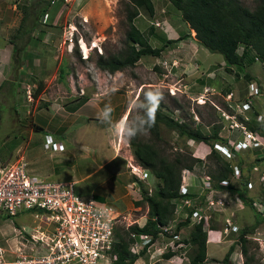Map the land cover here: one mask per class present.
Listing matches in <instances>:
<instances>
[{
	"label": "rangeland",
	"instance_id": "rangeland-1",
	"mask_svg": "<svg viewBox=\"0 0 264 264\" xmlns=\"http://www.w3.org/2000/svg\"><path fill=\"white\" fill-rule=\"evenodd\" d=\"M47 1L50 2V0ZM66 1H68L69 10L73 4L75 5L72 11L67 10L63 15L62 24L66 20L67 27L64 31L60 27L62 34L60 37L53 35L55 33L51 32L50 26L47 25L48 10L45 11L47 13L45 19L44 15L35 17L37 25L32 27V12L36 13L38 4H42L43 0H8L5 2V4H11L12 9H8L9 17L6 14L2 16L0 25L4 24L7 19L6 23L11 26L6 31H0V35H5L6 38L22 36V40H19L18 37L13 40L15 53L12 55V64L13 68L16 67L18 70L14 77H22L23 81L18 87L16 103L11 96L8 97V85H4L0 91V162H12L23 155L31 163V166L27 168L30 174L36 173L35 175L44 177L43 179L47 181H75L76 192L80 195H89L92 189L98 196H100L98 193H104L105 201L126 217L118 224V231L126 229L128 222L133 220H136L137 225L141 227L147 218L148 206L146 203L140 202L142 198L140 185L135 186V190L140 193L139 197L132 196L126 188V183H132L133 180L137 182L136 177L129 173L127 166H122L120 174L114 175L117 173L114 172L113 180L108 181L106 176L111 173L106 174V172L112 166H105V170L94 172L97 167L94 165L99 163L98 159L112 154V151L125 162L138 163L132 154L128 140L132 128L140 118L146 96L149 94H156L159 97L160 102L155 106L162 112L179 122L186 121L192 127H198L204 134H210L214 126L221 128L226 125L224 113H221V118L225 122L222 124L210 103L211 98L206 99V104L203 107H199L198 102L190 100L189 97L193 96L194 87H198L199 82L195 80L201 77L200 72L203 71V77L206 79L213 77L211 81L207 80L214 86V89L209 92L216 90L219 93L211 96L213 101L223 112H234V104L230 103V107L229 104L223 103L221 97V94L229 86L225 75L227 74L229 79L228 73L232 74L233 71H226L225 66L222 65L224 60L221 54L208 52L207 49H202L203 46L196 43L195 31L185 25L179 11L168 0L153 1L156 10L152 17L145 10L140 9L141 18L136 22L137 27L145 34L150 35V26H153L150 42L155 47L162 46L168 40L166 38L187 34L189 37L183 39H190V42L199 49H194L192 52L185 46L181 45L180 47V43H177L170 45L165 50L166 52H163L159 57L144 56L133 67L125 68L122 71L110 73L101 70L95 63L97 58L116 53L125 46V33L128 26L123 14L124 0H102V4L99 0H94L92 4H87L84 15L81 10L85 7L84 3L87 0L85 2L83 0ZM240 1L249 8H253L257 2V0ZM70 24L73 27H68ZM34 29L39 33L32 35L31 32ZM70 30L73 42L68 41ZM81 40L87 45V58L82 55L83 52L79 44ZM93 41L97 42L100 50L98 46L93 45ZM241 51L242 47L239 48V52ZM32 55H37L38 58L33 60ZM162 60H167L168 66L161 65ZM174 60L179 62L176 65L178 67L172 65ZM233 69L241 72L238 68ZM253 69L255 73L262 71L257 62ZM18 72H22V74ZM241 82L232 84L239 89L240 98L246 91L248 93L246 83ZM39 84L41 91L34 98L33 94L37 91ZM86 100L91 102L89 106H93L96 102H101V105L109 102V105H112L108 107L109 114L103 119H95L92 117L94 114L90 111L86 115L91 117L86 119L81 113H68L80 102ZM258 100L263 101L264 99L263 97H254L255 105ZM14 103L16 110L13 106ZM115 103H119V106L115 107ZM263 103L260 108L262 112L264 111ZM50 106H52L53 112L58 113L60 117L51 119L53 115L49 111ZM126 106L128 113L123 125L119 126L117 121L120 111ZM65 107L68 109L65 110ZM249 114L251 116V113ZM36 122L43 123L46 129L61 126L63 130L58 132V139L66 144V148L60 152L45 149L43 146L45 135L41 131L36 132L39 131L35 127ZM159 133L160 139L155 141V144L162 154L173 158L177 156V152L184 153L188 150L194 157L202 156L196 157L200 160L195 164L197 168L194 170L198 180L203 172L207 173L214 166L213 160L208 158V154L213 149L212 145L189 140L166 128L163 124L160 125ZM138 137L144 141L153 140V136L144 130L138 132ZM69 150H74L72 157L68 155ZM219 155L221 154L219 153ZM257 155H264V147L242 152L231 160V165L243 167L244 176L249 175L253 182V187L249 190L259 197V195H264V189L258 184V176L264 173V168L258 167ZM260 159H264V157ZM250 164L255 165V169L249 171L247 166ZM109 171H112V168ZM126 177L127 180L124 181ZM111 182H114L116 187ZM156 182L151 176L147 183L143 182V184L150 192L154 189ZM199 190V187H195L193 192ZM224 207L223 211L212 214L215 229L212 232L207 230L208 241L213 242L207 245L208 253L215 252L214 256H218V263L222 262L232 243V241L221 240L225 237H221L220 230L224 229L225 217L229 213V207L227 205ZM175 212L178 213V211ZM248 212L254 218L255 215L249 208ZM254 222L252 220L251 224ZM36 223L37 220L30 211H22L13 216L0 213V246L7 248V250L5 249L6 260L16 258V250L8 251V249H15V246H19L20 243H17L16 240L23 242L22 237L28 236L31 229L36 227ZM175 223L176 221L171 222L172 231ZM18 232H20V236ZM186 235L187 228H184V232H180V237L185 238ZM162 237H167V234L159 236L156 239L157 244L160 245ZM249 238L251 240L250 252L255 254V261L252 264H264V221L258 225ZM136 240L138 237H135L134 241ZM133 244L132 242L130 250ZM235 249L240 252L239 246ZM163 253L155 250L148 253L146 251L138 258L142 259L141 264H161L162 261L157 260L162 257ZM151 254L153 255L150 259ZM230 261H228L229 264H235L234 259ZM184 262L187 261L184 259Z\"/></svg>",
	"mask_w": 264,
	"mask_h": 264
},
{
	"label": "trees",
	"instance_id": "trees-1",
	"mask_svg": "<svg viewBox=\"0 0 264 264\" xmlns=\"http://www.w3.org/2000/svg\"><path fill=\"white\" fill-rule=\"evenodd\" d=\"M180 13L183 22L190 30L195 31V39L198 44L203 46L211 53L222 55L226 71H232V68L244 70L247 60L252 62L254 57L264 63V0H257L253 8L245 6L240 0H168ZM52 0H43L38 4V9L33 14L32 27H36L35 17L48 9ZM140 9L145 10L149 16H153L155 9L153 0H124V15L127 22L125 33V46L116 53L107 54L98 57L96 65L110 73L122 71L125 68L133 67L144 56L159 57L161 52L169 44L180 41L187 37L185 34L174 40L168 39L162 46L155 47L150 42V35L153 34V26H150V35L141 31L134 23V20L140 14ZM29 13V12H28ZM242 51L239 52V48ZM15 51L13 52L14 55ZM252 54V55H251ZM16 68V67H15ZM246 81L253 79L248 73L244 74ZM4 84L0 85V91ZM39 84L37 91L34 92V98L41 91ZM15 85L10 82L8 88V97L15 94ZM160 102L156 94L146 96V102L140 118L131 130L128 140L132 154L136 161L148 169L150 175L157 181L153 190L148 192L142 181L138 180L141 189V200L148 206L147 219L143 226L132 224L122 231H115V243L113 246V256L115 264H133L139 256L146 252L148 245H145L140 253L136 254L130 250L131 243L135 237L148 234L151 236V242L158 238L161 227L176 221L172 235H177L182 228H187V235L181 238V241L189 246L188 259L189 264H204L206 260L207 232L204 229L203 220L192 222L191 210L184 205H178L180 198L179 185L182 169H193L200 160L192 156L191 152L186 150L184 153L177 152V156L170 158L162 154L156 147L155 141L160 139V125L177 132L189 140L204 142L213 145L214 141L222 140L218 136V127L214 126L210 134H204L198 127H192L190 123L179 122L168 114L162 112L156 104ZM2 104V103H1ZM15 104V103H14ZM4 105V104H3ZM14 106V105H13ZM16 110V106H14ZM258 112L254 111V115ZM244 121L246 127L258 132L264 137V119L259 122L254 117ZM192 124V123H191ZM41 130L39 126H35ZM144 130L153 136L152 141H144L138 137V132ZM212 159L214 166L207 172L210 181L215 188H222L219 181L228 179L233 169L231 163L223 159L216 150L212 149L208 154ZM258 161V159H257ZM249 171L253 164L247 166ZM150 176V177H151ZM149 177V178H150ZM237 183H230L226 189L232 191L240 197L245 205L251 207L256 216V220L249 226H244L239 233L231 234L233 243L229 246L222 263L227 264L228 257L239 246L243 256V264H252L255 261L254 252H250L251 240L249 236L253 234L258 225L264 221L259 213L255 212L252 206L253 198L248 195L246 181L249 175L241 177ZM197 199L203 196L196 195ZM139 203V202H138ZM175 211H178L176 213ZM187 212V217L183 216ZM209 222V228L215 229L213 219ZM165 233V232H164ZM169 235L168 233H166ZM180 241V238L177 239ZM175 252L167 250L162 254V258L169 259ZM157 264V263H154ZM159 264V263H158Z\"/></svg>",
	"mask_w": 264,
	"mask_h": 264
},
{
	"label": "built area",
	"instance_id": "built-area-1",
	"mask_svg": "<svg viewBox=\"0 0 264 264\" xmlns=\"http://www.w3.org/2000/svg\"><path fill=\"white\" fill-rule=\"evenodd\" d=\"M249 89L250 95H259L256 84L250 83ZM242 107L248 109L249 104L245 102ZM263 118V115L257 117L258 120ZM241 129V139L229 140V145L214 144L226 158H233L234 151L264 144L257 133L242 125ZM43 146L52 151L64 150L63 144L53 140L51 135H45ZM127 167L129 173L139 180L145 181L150 175L148 169L131 161H128ZM233 178H241L236 165L233 166ZM219 184L226 186L228 180H221ZM258 184L264 189V173L260 175ZM190 187H199L200 190L192 195ZM247 187L252 188V183L247 182ZM179 194L182 197L178 205L187 206L190 210L193 208L192 222L203 220L204 228L211 232L213 230L207 227L212 214L223 210L232 198L230 191L214 188L208 175H200L199 183L196 175L189 170L182 171ZM195 194L203 196L202 199H197ZM253 206L258 213L264 215V195L258 197ZM22 211H30L37 220L34 232L22 237L23 242H19L15 259L6 260V250L0 246V264H115L112 255L116 241L115 231L126 217L107 202L99 201L92 195L78 194L73 181H47L30 174L27 162L19 156L12 162H0V213L13 216ZM187 215L185 211L183 216ZM226 223L228 226L224 227V233H228L229 229L237 230L228 220ZM132 224H137L136 220L127 225ZM161 230L158 236L166 233L172 235L171 222L162 226ZM171 238L179 239V235H172ZM150 242V235H140L133 242L131 251L138 254Z\"/></svg>",
	"mask_w": 264,
	"mask_h": 264
},
{
	"label": "crops",
	"instance_id": "crops-1",
	"mask_svg": "<svg viewBox=\"0 0 264 264\" xmlns=\"http://www.w3.org/2000/svg\"><path fill=\"white\" fill-rule=\"evenodd\" d=\"M65 1L64 0H60L59 2H57L56 0H52V4L53 5L50 4L49 7H48V9H47L48 10L47 13H48V16H49V17L47 16V18L49 19V21L47 22V25L50 26L51 32L55 33L53 35H55L56 37L62 36L60 27H61V29L63 31L66 30L65 29L67 27L66 20L62 24L63 15H64L65 11H67V10L68 11H72V9H73V7L75 5V4H73L71 6V10H69L68 9L69 8V5L67 4L68 1H66V2ZM83 1L85 2L86 0H83ZM92 1H94V0H87V2L84 3L86 5L81 10V12L83 13V15L86 12V6H87V4H92ZM99 1L102 4V0H99ZM153 1H155V0H153ZM5 2H8V0H0V3H2V4H0V20H2V18H3L2 16H4L5 14H6V16L9 17V10L8 9H12L11 8V4H5ZM153 4H154V2H153ZM154 9L156 10L155 6H154ZM45 11L42 14H40V16L44 15ZM66 16H67V14H66ZM140 16L141 15L139 14V16H137L135 18L136 20H135L134 23H135L136 26H137V23H136L137 20L141 18ZM6 20L7 19H5V23L4 24H1L0 25V31H6L11 26L9 23H6ZM68 27H73V25L70 24V26H68ZM31 33L33 35L34 33H39V31H37V30L34 29V31H32ZM70 33H71V30H70ZM17 37L19 38V40H22L21 39L22 36H14V37H11V38H6L5 35H0V38H1L0 39V85L1 84L8 85V88H9L10 82L15 85L16 90H15V94H14L13 99H12V100H14L15 103H16V99H17L18 93H19L18 87L21 85L20 82L23 81V78L22 77H18V78L14 77L15 73H17L18 70H17V68H13V64H12V55H13V52L15 51V45H14V41L13 40H15V38H17ZM188 37H186V38H188ZM176 38H178V36H174V37L172 36V37L166 38V39L174 40ZM36 39H38V38H36ZM177 43H180V47H181V45L182 46H185L188 49L192 50V52H194V49L195 50L196 49L197 50L199 49V48L196 47V45L194 43H191L190 42V39L189 40L183 39V40H180L178 42L169 44L167 47H165V49L161 52V54L163 52L165 53L166 52L165 50L168 47H170V45H174V44H177ZM196 43H197V41H196ZM67 46H70V45H67ZM29 47H28V49H29ZM202 49H205V48L202 47ZM171 50H175V49H171ZM36 57L38 58L37 55H32L33 60ZM174 61L176 62L177 60H174ZM256 62L260 64V67H261V70H262V71H260V73H258V72L255 73L254 72L253 66H254V64ZM245 64L246 65L244 67V70H241V72L236 71L235 69L232 68V71H233L232 74L231 73H228V75L230 76L229 79L227 78L228 77L227 74L225 75V78L227 79L229 86H228L227 90L223 94H221V97L223 98V103H226V104H229V105H230V103H233L234 104V108L240 106L241 103L245 100V98L247 96V91L245 92L244 96L242 98H240L239 89L236 88V85L235 86L234 85L232 86V84L233 83H242L241 81H243V82L246 83V86H247L248 81H246V79L244 78V74L245 73H248L250 76L253 77L252 81L256 82L260 86V88H261V90H262V92L264 94V68H263L262 63L259 62V61H256L255 60V57H254L252 59V62H250V60H247V62ZM222 65H224V64H222ZM222 68H224V67L222 66ZM251 69H252V71H251ZM18 73L19 74H22V72H18ZM203 75H204V72L203 71L200 72V76L201 77H198L195 80L196 82H199L198 83V87L195 86L194 87L195 92H194L193 96H191V97L188 96V97L190 98V100H193V101H198V100H201V99L203 101V100H206V99L209 100V98H211L210 99V103L213 105V107H214V109L216 111V114L218 115V118L220 119V122H222V124H223L225 122L221 118V113H224V112L213 101V99H212L213 97H211V96L216 95V94H219V93L216 92V90H215V92H213V91L212 92H209L210 90H213L214 89V86L211 85L212 82L209 83V81L207 82V80L209 79L211 81L213 79V77H208L206 79L205 77H203ZM39 97H40V95H39ZM263 99H264V96H263ZM263 101L258 100L257 101V104L256 105L255 104L252 105V108L249 111H251V112L258 111L260 113H264V111L263 112L260 111V108L262 107ZM90 103L91 102L89 100L88 101L86 100V101H84L82 103L80 102V104L77 105L76 107H74V109H71V110L69 109L71 112L69 111L68 113L69 114L81 113V114H83V117H85L86 119H88L91 116L86 115V113L87 112L90 113V111H91V113L94 114V116H92V117H94L95 119L96 118L103 119L105 116H107L109 114L110 109L108 107L109 106H112L111 104L109 105V102H107L108 104L105 102L103 105H101V102H98V103L96 102V103L93 104V106H89ZM204 104H206V103H204V102H198L197 105L199 107H203ZM13 105L16 106V104H13ZM117 106H119V103H115V107H117ZM64 109L66 110L68 108L65 107ZM49 111H51L52 112V115H53L51 117V119H53L54 117H57V118L60 117V115L58 113L55 114L53 112L52 106H50ZM251 112H248V113H251ZM127 113H128V108L126 106V108H124V109H122L120 111V117H119V119L117 121L118 122L117 124L119 126L121 124L123 125L124 119H125ZM226 121H227L226 125H223L221 128L218 127V129L220 130V131H218L219 132L218 133V136L220 138H222L223 140H225L226 138H229V139L233 140V139H235L237 137H240L239 129L238 128H234V127H230L229 128L230 120H226ZM36 125L41 128V130L36 131V132H40L41 131V132H43L44 135H51L52 138H53V140H55L56 142L62 143L63 146H64V149L66 148V144L63 143L62 141H60L58 139V132L60 130H63V128L61 126H56V127L54 126L51 129H49V127H48V129H46L43 126V123H39L38 124V122H36L35 126ZM59 136L62 137L61 135H59ZM201 143H203V142H201ZM70 144L72 145V143H70ZM71 151L72 150H69L68 151V155L72 157L73 154H74V150L72 151L73 153ZM54 152H60V151H54ZM111 153L112 154L108 155V157L106 156V157H102L101 159H98L99 160V163H96L94 165V166H97L95 168L94 172H97V171H100L101 169H104L105 166H112L111 167L112 168V171H109L111 169L110 168L106 172V174L111 173V175H107L106 176V179L108 181H112L114 175L120 174L119 171H120V169H121L122 166H128V164H127L128 162H125V160H123L122 158H120V156H118L117 153H114L113 151ZM20 156H22L25 159V157L23 155H20ZM129 156H130V154H129ZM263 157H264V155H258L257 156V159H258V167H260L262 169L264 168V159H260V158H263ZM25 161L27 162V168L30 167L31 166V163H30L29 159L28 160L25 159ZM254 167H256V166H253V168ZM195 168H197V167L195 166ZM241 168H243V167L241 166ZM104 170H102V171H104ZM30 172H32V169H30ZM114 172H117V173L114 174ZM34 174H36V173H34ZM128 177H129V174H128ZM126 180H127V177L125 178L124 181H126ZM66 181H72V180H66ZM73 182H75V181H73ZM111 183H113L114 184V187H116V185H115L114 182H111ZM136 185H139L138 180H137V182L135 180H133L132 183H130V182L126 183V188H128V191H129L128 193H131L132 196H134V197H137L138 196L139 197L140 196V193H138L135 190V186ZM98 194L100 196H98L97 193L94 192V189H92V191L89 193V195L94 196L95 199H97L99 201H102V202H107L104 199V195H105L104 193H102V194L101 193H98ZM252 194H254V192L253 191H249V195H252ZM135 195H137V196H135ZM227 206L229 207L228 208L229 209V213L226 215L225 219H228L229 221H231L234 225H236L237 227H239V229H242L244 227V225H250L252 223V220L253 221L256 220V216H254V218H253L252 215L249 214L248 208L251 211H252V209H250L251 207H249L247 205L240 206V205H238L236 203H233V204H231V205L229 204ZM252 213H253V215H255L253 211H252ZM141 218H143V217H141ZM241 226H243V227L240 228ZM33 232H34V227H33V229H31V232L30 233H33ZM180 232H184V228L180 229L179 236H180ZM18 233H20V232H18ZM231 234H236V233L231 232L228 236L223 235V238L224 237L225 238L224 239H221V240L232 241V243H233V239L230 237ZM19 236H20V234H19ZM221 237H222V234H221ZM162 239L163 240H161L160 245L157 244V241H154L152 244H150L147 247V249H146L147 253L148 252H151L153 250H155L156 252L159 251V253L166 252L167 250H171L172 252H175V253L169 259H164V258L161 257L157 261H162L161 264H189V259H188V254H187V252H188V250L190 248L189 246H187L181 240L180 241H178V240H172L168 236L165 237V238L162 237ZM16 242L19 243L20 241L17 239ZM208 243H213V242H211L210 240L209 241L207 240V243H206V260H205L204 264H224L222 262H219L218 263V260H217V257L218 256H214V253L215 252L212 253V254L211 253H208V249H207ZM236 247L237 246H235V248ZM17 248H18V246H15V249H8V251L9 250L14 251V250H17ZM235 248L231 252V255H229L228 261H230V260L232 261L234 259L235 260V262H234L235 264H243V257L241 255V253L239 251H237ZM4 249L7 250V248H4ZM152 255L153 254L150 255V259L152 258ZM184 259L187 262H184ZM140 261H142V259L140 260L138 258L134 262V264H136V263L141 264ZM227 264H229V262H227Z\"/></svg>",
	"mask_w": 264,
	"mask_h": 264
},
{
	"label": "clouds",
	"instance_id": "clouds-1",
	"mask_svg": "<svg viewBox=\"0 0 264 264\" xmlns=\"http://www.w3.org/2000/svg\"><path fill=\"white\" fill-rule=\"evenodd\" d=\"M43 16V15H42ZM47 16V13L45 12L44 13V19H45V17ZM71 40V42H73L72 41V33L70 34V36L68 37V41H70ZM80 44V43H79ZM80 48H81V44H80ZM81 51L83 52V57L84 58H87L88 56H87V54H85L84 53V51L82 50V48H81ZM255 60L256 61H259L258 59H257V57H255ZM177 62V61H176ZM176 62L175 61H173L172 63V65L174 66V67H178V66H176V65H178V63L179 62H177V64H176ZM260 62V61H259ZM161 65H167L168 66V61L167 60H162L161 61ZM263 65V68H264V63L262 64ZM167 66H164V67H167ZM250 83H254V84H256L257 85V87H258V89H259V95H256V96H252V95H250V89H249V84ZM247 90H248V93H247V96H246V98H245V100L241 103V105L240 106H238V107H236V108H234L233 107V109H234V112H230V113H225L224 112V117H225V119L226 120H230V124H229V128L230 127H234V128H238L239 129V132H240V137H237V138H235V139H233L232 141H237L238 139H241L242 138V129H241V125L242 126H244L247 130H249V131H252V132H255V133H257L263 140H264V137H262L258 132H256V131H253V130H250V129H248L247 127H246V125H245V123H244V121H247V120H249L252 116H253V114H254V111L253 112H251V111H249V110H251V108H252V105H254L255 104V102L253 101V98L254 97H263L264 96V94H263V92H262V90H261V88H260V86L256 83V82H254V81H252V80H250V81H248V83H247ZM252 96V97H251ZM250 98H251V101L249 102V100H250ZM197 102H204V103H206V100H203L202 101V99L201 100H198ZM245 102H247L248 104H249V108L248 109H244L243 107H242V105L245 103ZM230 107H231V105H230ZM246 111V112H245ZM248 112H251V116H249L250 114L248 113ZM256 112H258V111H256ZM259 115H263L264 116V113H260V112H258L256 115H254L253 117L256 119V121H259V122H261L263 119H261V120H258L257 119V117L259 116ZM237 125V126H236ZM222 139V138H221ZM229 140H231V139H229V138H226L225 140H216V141H214V143H213V145H212V148L214 149V150H216L217 152H218V154L220 153L215 147H214V144L215 143H220V144H224V145H229L228 144V141ZM259 147H264V144L263 145H260V146H258V147H248V148H245V149H242V150H240V151H238V152H236V151H234V154H235V156L233 157V158H226L224 155H222L221 153V155H222V158L223 159H225L226 161H228V162H230L231 163V160L232 159H234L235 157H237L238 155H240L242 152H244V151H247V150H251V149H256V148H259ZM232 150H234L232 147H230ZM220 155V156H221ZM258 156V155H257ZM256 156V157H257ZM195 157H202V156H195ZM128 164V163H127ZM138 164V163H137ZM140 165V164H139ZM235 164H233V165H231L232 166V169H233V166H234ZM141 166V165H140ZM237 167H238V169H239V171H240V173H241V177L243 176V177H246V176H244V174H243V172H242V168H241V166H238V165H236ZM255 166V165H254ZM143 167V166H142ZM128 168V167H127ZM196 168L194 167L193 169H187V168H185V169H182L181 170V176H182V171L183 170H189V171H191L192 173H194L195 175H196V173H195V170ZM252 169H255V167L253 168L252 167ZM251 169V170H252ZM150 173V172H149ZM202 174H206L207 175V173L206 172H203ZM261 174H263V173H261ZM261 174H259V176H258V180H259V177H260V175ZM135 176V175H134ZM151 175H149V177H150ZM136 177V179L137 180H139L138 179V177L137 176H135ZM149 177L145 180V181H143V180H140V181H142V182H146L147 183V180L149 179ZM196 178H197V180H198V177H197V175H196ZM223 180H228V184L226 185V186H223V185H220V186H222V188H216V189H218V190H228V189H226L227 188V186L230 184V183H237L239 180H242V178H240L239 180H235L234 178H233V172H232V174H230V176H229V178L228 179H223ZM199 181V183H200V180H198ZM221 181V180H220ZM219 181V182H220ZM247 182H251L252 183V185H253V182H252V180H251V177L249 176V178H248V180L246 181V187H247ZM212 183V182H211ZM180 184H181V178H180ZM212 185H213V183H212ZM214 187V186H213ZM195 187H190V190L193 192V189H194ZM215 188V187H214ZM179 189H180V185H179ZM247 189H248V195L247 196H251L252 198H253V200L255 201L258 197H256L254 194H252V195H249V191H251V190H249V189H251V188H248L247 187ZM229 191V190H228ZM195 192V191H194ZM194 192L192 193V195H194ZM231 192V194H232V198L230 199V203L229 204H233V203H236V204H238V205H245V203L243 202V200L240 198V197H238L237 196V194H234L232 191H230ZM178 193H179V190H178ZM181 195V194H180ZM260 196H262V195H259V197ZM253 201V202H254ZM229 204H226V205H229ZM252 206H253V203H252ZM254 207V206H253ZM255 208V207H254ZM224 210V209H223ZM223 210H221V211H223ZM255 212L256 213H258L257 211H256V209H255ZM260 214V213H259ZM261 215V214H260ZM262 217H264V215H261ZM147 219V218H146ZM211 220V219H210ZM226 220H228V219H225V224H224V226H223V228L225 227V226H228V224L226 223ZM229 221V220H228ZM172 222V221H171ZM175 222V221H174ZM232 225H234L231 221H229ZM230 224V225H231ZM229 225V227H231ZM234 226H236V225H234ZM237 227V226H236ZM207 228H209V227H207ZM204 229H206V228H204ZM211 230H214V229H211ZM240 230L241 229H239V227H237V230L236 231H233V230H231V229H229V231H228V233H224V231L223 230H220V233L222 234V236L223 235H225V236H228L231 232H234V233H239L240 232ZM206 232H207V229H206ZM178 235H179V233H178ZM167 236H169L170 238H171V236L172 235H167ZM250 237V236H249ZM179 238H180V240H181V237L179 236ZM138 239H139V237H138ZM157 239V238H156ZM156 239L154 240V241H156ZM172 239V238H171ZM173 240V239H172ZM174 240H177V239H174ZM207 240H208V234H207ZM154 241H152V242H150V243H148V244H146V245H150V244H152ZM144 248V247H143ZM241 253V252H240ZM242 255V254H241ZM240 255V256H241ZM243 257V256H242Z\"/></svg>",
	"mask_w": 264,
	"mask_h": 264
},
{
	"label": "bare ground",
	"instance_id": "bare-ground-1",
	"mask_svg": "<svg viewBox=\"0 0 264 264\" xmlns=\"http://www.w3.org/2000/svg\"><path fill=\"white\" fill-rule=\"evenodd\" d=\"M80 44H81V48H82V50L84 51V53L86 54V49H87V45H86V43L83 41V40H81L80 41ZM93 45L94 46H98V44H97V42H95V41H93ZM98 49L100 50L101 48L98 46ZM88 55V54H87Z\"/></svg>",
	"mask_w": 264,
	"mask_h": 264
}]
</instances>
